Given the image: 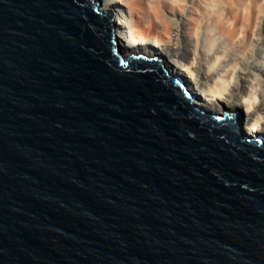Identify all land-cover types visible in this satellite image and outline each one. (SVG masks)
I'll return each mask as SVG.
<instances>
[{"label": "water", "instance_id": "water-1", "mask_svg": "<svg viewBox=\"0 0 264 264\" xmlns=\"http://www.w3.org/2000/svg\"><path fill=\"white\" fill-rule=\"evenodd\" d=\"M97 0H0V264H264V136Z\"/></svg>", "mask_w": 264, "mask_h": 264}, {"label": "bare ground", "instance_id": "bare-ground-1", "mask_svg": "<svg viewBox=\"0 0 264 264\" xmlns=\"http://www.w3.org/2000/svg\"><path fill=\"white\" fill-rule=\"evenodd\" d=\"M97 1L104 14L116 13L119 53L125 59L156 57L195 104L209 112L229 109L234 116L243 111L244 131L264 136V94L255 76L239 67L254 34L249 32H259L264 22V0ZM221 43L227 50H216Z\"/></svg>", "mask_w": 264, "mask_h": 264}, {"label": "rangeland", "instance_id": "rangeland-1", "mask_svg": "<svg viewBox=\"0 0 264 264\" xmlns=\"http://www.w3.org/2000/svg\"><path fill=\"white\" fill-rule=\"evenodd\" d=\"M263 24H264V22L262 23L261 30L259 32H257V31L256 32L255 31L249 32L251 34L252 33H254V34H252V36H249V47H248L249 50H247L248 48L246 49L247 53H244V54H246L245 57L243 56V58H245V59L242 58L244 62L239 65V67H241L240 70H243V68H244V71L247 72V74L249 73V78H251V77L254 78V76H255V80H257L256 86L258 88V92H260L261 94H264V67H262V66H264V25ZM251 34H249V35H251ZM253 37H255V38H253ZM187 39L188 38H186V40ZM189 41L190 40L188 39L187 42H189ZM220 42H222V41H220ZM222 45H223V43H221V45H220L221 47H218L220 49H218L216 47V46H218V44L215 45L214 48L215 49L217 48L216 50H227L224 48L225 46L223 45L224 46L223 47ZM184 55H186V53ZM172 57H174V56L172 55ZM250 71H251V73H250ZM251 74H252V76H251Z\"/></svg>", "mask_w": 264, "mask_h": 264}]
</instances>
